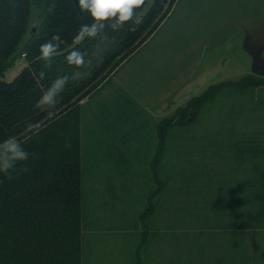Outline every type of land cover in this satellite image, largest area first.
I'll return each mask as SVG.
<instances>
[{"label":"rangeland","instance_id":"obj_1","mask_svg":"<svg viewBox=\"0 0 264 264\" xmlns=\"http://www.w3.org/2000/svg\"><path fill=\"white\" fill-rule=\"evenodd\" d=\"M245 31L264 35V0H176L81 100L82 264H264V87L225 88L167 130L148 225L157 234L139 247L157 126L210 83L250 74Z\"/></svg>","mask_w":264,"mask_h":264},{"label":"trees","instance_id":"obj_2","mask_svg":"<svg viewBox=\"0 0 264 264\" xmlns=\"http://www.w3.org/2000/svg\"><path fill=\"white\" fill-rule=\"evenodd\" d=\"M167 0H142L122 27L113 20L94 22L78 0H0V143L37 124L96 80L146 31ZM110 73L59 115L0 149V264H82V134L84 97L95 94L168 17ZM96 23L105 26L91 30ZM25 65L10 81L3 78L17 59ZM264 87V77L210 83L157 126L150 163L155 187L147 194L140 219L146 230L163 181L159 173L167 130L193 121L205 102L225 88ZM192 112L189 120L188 114ZM26 153L21 158L19 153ZM139 255V253H138ZM139 261L136 263L138 264Z\"/></svg>","mask_w":264,"mask_h":264},{"label":"water","instance_id":"obj_3","mask_svg":"<svg viewBox=\"0 0 264 264\" xmlns=\"http://www.w3.org/2000/svg\"><path fill=\"white\" fill-rule=\"evenodd\" d=\"M171 1L172 0H167V2L165 3L162 11L158 14V16L155 18V20L153 21V23L134 42L133 45H131L127 50H125L124 52H122L116 58V61L121 60L123 58V56L126 55L129 51H132V50L136 49L141 44V42L143 41V39H145L148 36V34L150 33V31L156 26L157 23H159V21L161 20V18L163 17V15L167 12V10L169 9V5H170ZM242 49L251 57L250 72L252 74H255V75L264 77V55L261 56V54H262L261 51H259V50L257 51V50L253 49L250 46L247 36L244 38V40L242 42ZM116 61H114L96 80H94L89 86H87L85 89H83L78 95H76L75 97H73L68 103H66L63 106L59 107L57 110H55L54 112H52L51 114H49L46 118L42 119L37 124H35L34 126H32L29 129H27L26 131L22 132L21 134H19V135L15 136V137H13L11 139H8V140L0 143V149H2L3 147H5L7 145H11L16 140L20 139L21 137H23L24 135H26L27 133H29L33 129H35V128L41 126V125H43L44 123H46L48 120H50L54 116L59 115L65 109H67L71 104H73L76 101H78L80 99V97L83 96L91 87L95 86L97 83H99L104 77H106L110 73V71L114 67ZM198 87L199 86L196 85V86L188 89L184 93H182L181 94L182 95V98H184V97L188 96L189 94H191L194 91V89H196ZM191 116H192V113L189 114L187 120H189Z\"/></svg>","mask_w":264,"mask_h":264},{"label":"clouds","instance_id":"obj_4","mask_svg":"<svg viewBox=\"0 0 264 264\" xmlns=\"http://www.w3.org/2000/svg\"><path fill=\"white\" fill-rule=\"evenodd\" d=\"M142 3V0H78L79 7L86 10L94 22L113 20V27H122L125 21L133 17L134 9ZM103 23L94 24L91 34L103 28ZM21 158L26 153H19Z\"/></svg>","mask_w":264,"mask_h":264},{"label":"flooded vegetation","instance_id":"obj_5","mask_svg":"<svg viewBox=\"0 0 264 264\" xmlns=\"http://www.w3.org/2000/svg\"><path fill=\"white\" fill-rule=\"evenodd\" d=\"M243 40L244 38L247 36L248 37V41L250 46L255 49V50H259L261 51V56H263L264 54V35L260 34V35H249L246 31L243 33ZM246 53V52H245ZM247 54V53H246ZM248 55V54H247ZM249 56V55H248ZM250 58V64H251V57ZM249 71H250V67H249ZM251 73V72H250Z\"/></svg>","mask_w":264,"mask_h":264},{"label":"crops","instance_id":"obj_6","mask_svg":"<svg viewBox=\"0 0 264 264\" xmlns=\"http://www.w3.org/2000/svg\"><path fill=\"white\" fill-rule=\"evenodd\" d=\"M152 216V215H151ZM157 233H155L154 231H150V233L148 232V235H147V241L149 240V238H151L152 236L155 237ZM146 241L145 243V247L148 246V242Z\"/></svg>","mask_w":264,"mask_h":264}]
</instances>
